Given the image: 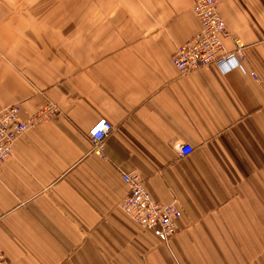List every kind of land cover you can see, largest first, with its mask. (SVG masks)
Wrapping results in <instances>:
<instances>
[{
	"label": "crops",
	"instance_id": "0c3cea01",
	"mask_svg": "<svg viewBox=\"0 0 264 264\" xmlns=\"http://www.w3.org/2000/svg\"><path fill=\"white\" fill-rule=\"evenodd\" d=\"M193 4L0 0V112L57 106L0 168L8 264H264V0L219 7L244 68L181 75ZM101 118L115 126L104 156L88 140ZM130 171L181 210L166 242L120 207Z\"/></svg>",
	"mask_w": 264,
	"mask_h": 264
},
{
	"label": "built area",
	"instance_id": "2783aa9c",
	"mask_svg": "<svg viewBox=\"0 0 264 264\" xmlns=\"http://www.w3.org/2000/svg\"><path fill=\"white\" fill-rule=\"evenodd\" d=\"M223 1L194 0L193 10L199 18L201 28L192 38L176 48L173 61L181 75L213 65L224 70L244 68L247 63L245 46L240 40L235 39L236 47L233 50H227L225 47L224 41L230 36V31L219 12ZM20 110L19 104H13L0 112V168L13 154L16 140L41 121L54 115L57 106L50 101L25 119L21 117ZM114 128V124L101 118L89 129L88 140L93 153L99 156L105 155L104 142ZM177 149L181 156H186L194 148L182 144ZM121 174L124 182L129 186V193L122 200L120 207L143 228L166 242L180 228L178 222L182 212L177 203L163 204L156 201L139 173L130 171ZM0 264H8V258L1 248Z\"/></svg>",
	"mask_w": 264,
	"mask_h": 264
},
{
	"label": "rangeland",
	"instance_id": "374dc122",
	"mask_svg": "<svg viewBox=\"0 0 264 264\" xmlns=\"http://www.w3.org/2000/svg\"><path fill=\"white\" fill-rule=\"evenodd\" d=\"M21 5V4H20Z\"/></svg>",
	"mask_w": 264,
	"mask_h": 264
}]
</instances>
